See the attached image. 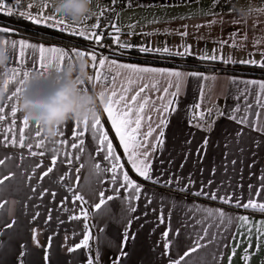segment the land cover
I'll list each match as a JSON object with an SVG mask.
<instances>
[{"label": "snow or ice", "instance_id": "snow-or-ice-1", "mask_svg": "<svg viewBox=\"0 0 264 264\" xmlns=\"http://www.w3.org/2000/svg\"><path fill=\"white\" fill-rule=\"evenodd\" d=\"M116 2L117 0H111L113 6ZM192 2L193 0H181V3L185 4ZM120 3H126L128 7L140 6V0H120ZM227 4L228 0H211L207 9H204L203 6L201 7L202 15L215 17L207 21V27L212 28L219 25L221 30L223 29L225 26L224 12L222 10L218 12L217 10L221 9L222 5L226 6ZM47 7L48 4L44 3L40 6L39 10L33 11L34 5L32 2L25 4V0H0V13L6 16L22 18L30 21L33 25H44L48 29L56 28L61 34L68 32L70 35L82 37L86 41H94L96 45L101 47H111L101 44L103 38L111 37L113 44L116 45V49L112 50L110 55H101L98 58L95 48L90 52H84L77 51L76 46L71 48V52L75 53L77 57L87 55L93 62L94 76L90 75L88 83L93 88H100L99 95L101 97L109 94V102L104 106V111L111 121V126L115 130L116 136L119 137V143L126 154L127 162L144 181L164 187H174V190L181 192L185 196L193 195L197 198L220 201L225 205L233 206L237 209L258 210L259 213L264 214V202L258 203L256 199L258 197L264 201V169H261L258 174L257 184L259 187L257 188V185L250 182L247 186V195L245 196L242 191H237V189L242 187L239 184L235 188L232 185H228L226 188L221 183L213 189L212 186L215 184V181L209 179L206 182L201 181L199 187L194 188L197 181L193 179L191 173L186 177H182L176 173H171L170 169L156 170L153 168V161L163 151L165 132L169 126L170 117L178 111L180 96L185 85L189 82L190 78L195 79L197 84L201 86L200 94L203 97L202 82L209 80V76L199 70H185L175 65L173 67L141 66L132 63H119L115 58L117 56H124L129 50L136 49L139 53L151 54L161 60L178 58V62L181 64H186L188 58H194L198 59L201 63L222 62L226 66L238 63L242 65H254L264 69V51H260L261 59L259 61L251 58L252 53H248V58L246 59L237 60L231 56H225L218 49H213L211 53L204 50L193 52L192 45L183 42L184 38L189 35L187 25L182 26L185 29L184 31L164 30L167 35L177 34L181 37L182 43L179 46L170 47L167 42H164L162 47L143 42L134 45L130 41L121 39V28L117 24L111 23V21H109V25L113 31L107 33L95 31V29L100 27L98 19L96 23L91 25L92 30L88 28H72L65 21L58 19L55 14H46L44 9ZM112 10L114 9H109V11ZM233 10L231 7L228 8L229 16H231ZM258 11L264 12V8L258 9ZM100 15L103 16L104 12L101 11ZM159 22L157 19L150 21V23ZM239 23L240 21L234 20L230 26L234 27ZM201 26L204 25L196 26L197 31ZM128 27L130 31L127 35L132 36L137 34L134 31V24ZM14 31L8 27H0V33L7 34ZM156 31L157 33L159 32V30ZM139 34L142 36L148 35L143 32ZM236 35H240V33L235 30L229 34L232 37V47L244 48L246 44L237 42L235 40ZM198 39H203V37H198ZM247 39V34H243V41L247 42ZM3 42L13 53L19 47L20 63L15 67H8L9 75L6 87L8 89L9 84H13L14 90H11L10 94L5 97L7 101L11 102L8 104V111H6L4 104H0V122H6L10 125L7 132H0V141H3V143H0V149L12 147L26 150L19 153L16 151L10 154L5 153L3 157H0V166H4V169H8L9 171V175H4L3 169H0V201H3L0 203V210L7 215L12 210L5 207L9 201L4 199L3 193L6 188L10 187V182L16 175V172L8 168L6 161L11 163L18 155L21 163L17 164L16 167L23 168L22 162L24 159L29 157L36 158L38 156L44 157L47 150L45 141L38 140L35 143L33 142L32 127H30V123L24 116H22V120L17 119V104L23 91V85L32 73H37L41 77L51 79L65 66V59L67 58L70 61L72 57L63 47H46L44 43L39 41L29 43L26 38L5 39ZM217 43L223 47L229 44V40L221 39ZM254 43L261 45L264 44V41L255 40ZM217 78L218 73L211 76V80L213 81ZM118 80L120 81L119 84ZM229 83L236 86L237 95L234 97L235 104L230 109H218L217 115L233 121L240 126L236 129L230 140H226L225 142V159L222 164L225 171L228 170L230 165L235 172L238 171L236 168L238 162L243 166L244 160L239 157L229 160L228 156L235 154L233 146L239 150L240 157L246 152V148L241 146L244 137L247 135L245 129L258 133V138L252 140L256 148L264 146V121L261 120L264 113L254 111L253 103L247 99L248 95L254 91L255 106L264 109V80H238L236 77H230ZM241 84L244 86L242 89L240 88ZM249 86L252 87L250 88ZM82 88L85 91H89V87L86 84ZM117 89L119 90L117 91ZM153 93H157L158 95L153 97ZM241 99L244 100L243 106L239 103ZM192 107L193 109H199L201 104L196 103ZM9 112L11 119L6 120ZM212 113L213 109L209 108V116ZM199 115L203 121L204 113L201 112ZM250 115L255 116L256 119H250ZM80 123L81 121H69L64 125L68 129V132L65 133L63 128L60 127L58 133L61 137V143H66L71 149H75L76 153L87 154L85 139L82 138L85 131H89L91 139L98 142V145L101 146L94 148L93 151L99 154L100 160L107 163L103 167L101 163L93 162L91 164L90 176L93 178L94 183L88 192L81 194V188H73L72 180L78 181L79 176L69 177L68 171H63L59 175H56L54 168L44 164L43 160L33 161L31 165L32 174L26 178L28 181H32L33 179L43 181L45 177H48L52 173L54 175L52 182L60 185L61 188L67 187V192L71 193V196L65 193V196L58 203L61 205V210L67 212L68 218L72 220L81 218L73 214L77 208L80 209L84 220H87L89 215L93 217L107 216L111 212L110 202L120 199L123 205V214L119 219L114 218V222L120 223L123 231L121 232V239L116 249L118 255L111 258L108 264H124L125 258L128 256L125 248L130 239L135 240V235L130 234L133 221L139 220L141 216L147 217L149 212L155 213L159 211V216L157 217L158 224L165 223L164 202L160 201L159 209L154 207V199L159 200L160 198H157L154 193L149 195L146 190L142 192L143 185L130 179L128 173L123 171L124 166L120 164V157L115 154L112 141L109 140L108 133L104 131L99 118L83 121V129L78 127ZM73 124L77 127L74 128ZM213 125L214 121L197 123L195 125L198 130H203L206 133L202 144L196 150L197 163H201L207 154L209 143L207 133L213 130ZM2 127L3 125L0 124V128ZM33 127L37 128L36 126ZM26 129L28 130L27 132L25 131ZM35 135L39 137V131H36ZM68 135H71L73 139L68 140ZM52 143H55V141ZM186 143H191V140L186 141ZM52 151L51 165L56 166L57 172L63 168L65 162L72 163L71 160L62 159L57 164V156L55 154L57 150L53 149ZM88 156L90 159V154ZM75 159L81 160V156L76 155ZM186 160L187 154L185 156ZM169 163L171 164L172 162L169 161ZM161 164H163V161H161ZM254 164L255 161H253L252 165H248L249 170H251ZM183 166L182 163L180 168L182 169ZM81 167H85V164L81 163L79 167L71 171L78 173ZM37 169L41 170L39 175H36ZM118 169L120 170L119 174L117 173ZM109 172L112 173L108 181L111 184L110 189L105 182V175ZM215 172L216 168L213 167L211 174L214 176ZM165 173H169L167 178H165ZM6 181L9 183L6 184ZM121 190L126 192L127 195L122 196ZM31 191L37 198H43L47 194L50 198L55 199L57 195L56 192L50 191L49 188L43 187V185L39 189L33 186ZM86 196L87 199L85 198ZM142 198L144 204L141 216H134L133 214L137 212V205L133 201H140ZM66 200L69 202L68 204L65 203ZM77 201L80 203L76 204L75 202ZM173 207H176V204H173ZM167 215L169 218L171 217V210ZM29 216L31 220L29 225L31 244L41 250L42 264H47L50 259V251L54 247V238L52 235H48L45 242L41 243L39 239L42 234L41 222L39 220L41 213L39 211L31 212ZM189 217L193 220L190 225L184 223L175 230L169 228L162 233L163 243L160 255L168 257V264H209L207 256L201 253V249H205L209 245L213 248L211 252L212 264H223L225 259L227 260V264H232L238 250L241 254V264H251L254 258L253 251L260 253L264 249V243H262L264 241V219L256 221L251 219L249 215H231L218 208H201L198 203H193L185 212L186 221ZM52 218L51 214H47V220H52ZM16 224L17 220L13 218L9 222L0 225V235L4 234L5 229L14 228ZM93 226L98 227L97 225ZM91 227L85 224V231L82 233L83 239L78 243L66 245V248L70 253L75 252L77 249L89 248V254L86 257L87 264H103L99 247H97L95 255L92 254V249L89 247V240L92 238ZM188 227L192 229L191 233H188L190 243L181 255L175 250L173 241L181 235L182 228L186 229ZM233 229H235V235L230 234ZM98 230L103 234L106 226L105 228H98ZM169 231H173L174 233L171 240H169ZM237 237H239L237 243H229V241L237 240ZM65 239H67V236H65ZM97 240H99V236ZM159 244L160 242H158ZM170 244L173 247V254L171 255L169 254ZM3 246L4 242L0 241V247ZM229 247L231 249L230 254H226L225 250ZM19 248L17 264H26L25 258L31 251L30 245L26 242L21 243ZM257 264H264V257H261Z\"/></svg>", "mask_w": 264, "mask_h": 264}, {"label": "crops", "instance_id": "crops-1", "mask_svg": "<svg viewBox=\"0 0 264 264\" xmlns=\"http://www.w3.org/2000/svg\"><path fill=\"white\" fill-rule=\"evenodd\" d=\"M28 2H32L34 5L33 11L39 10L40 6L44 3L48 4V7L44 10L47 11V14H54L53 8L51 6L50 0H25V4ZM177 3H181V1L176 0H166L162 2H146L140 4L139 6L128 7L124 6L120 9L115 18L119 13L128 14V12L133 11L135 9H140L142 5L146 6L145 9L152 7V5L156 6L161 4L160 7L167 6H178ZM211 0H193L192 3L185 4L182 3L187 9L191 7H202L207 9ZM98 2L94 1L92 7L96 13V9L98 6ZM183 7V6H182ZM231 7L234 10L231 13V16L228 15V8ZM264 8V0H228V4L222 5L221 9L217 11L224 12L225 18V26L221 30L219 25L215 27L209 28L206 26L207 21L214 19L215 17L206 16L201 14V10L196 12L195 14L187 13L185 16H181L183 18L184 25H187V31L189 35L184 38L183 42L192 45V51L196 52L198 50H204L208 53H211L213 49H218L225 56H231L234 59H246L248 58V53H252V59L259 61L261 59L260 51H264V44L256 45L254 43L255 40L264 41V12L258 11V9ZM151 9V8H149ZM246 10L249 13V18L244 20L238 14L237 10ZM191 12V11H190ZM95 18V15H92V18ZM238 20L239 24H236L234 27L230 26L232 21ZM113 21V22H114ZM90 22V21H89ZM166 22V26L170 27V30H175L174 26L177 24L174 21H168V19H161L160 21ZM160 22L156 25L158 27L155 28L154 25H150L151 23H147L145 27L146 31L143 33H147L148 35H132L129 36L127 33L124 36H121L122 40L130 41L134 45L141 44L142 42L145 44H152L153 46L162 47L164 42L170 47L179 46L182 43V39L177 34L167 35L165 34L162 27H159ZM96 23V19H92L90 24ZM154 24V23H153ZM204 25L199 27L197 31L196 25ZM183 25V26H184ZM44 26V25H43ZM181 28L178 31H184L185 29L182 25H179ZM3 27V26H0ZM75 28H81V24ZM174 28V29H173ZM194 28V30H193ZM156 30H159L157 33ZM193 30V31H192ZM235 31L239 32L240 35L235 36V40L240 43H245L246 46L244 48L240 47H232V37L229 36L230 33ZM113 30L111 29L110 32ZM141 33V32H139ZM247 34V42L243 41V34ZM0 37L4 40L11 39H21L25 37L15 36L13 34H4L0 33ZM198 37H203V39H198ZM29 43L42 42L46 47L57 46L63 47L66 51L69 52V55L72 57L71 60L77 58L75 53L71 52V44L66 42H46L40 41L36 39L26 38ZM221 39L229 40V44L227 46L221 47L217 42ZM112 42V39H111ZM113 43V42H112ZM91 47V45H90ZM97 47L98 46H92ZM116 48H111L115 50ZM82 51V50H80ZM10 54V63L8 67H15L20 63L19 57V47L13 53L11 50ZM110 55V54H106ZM14 57V58H13ZM100 57V56H99ZM98 57V58H99ZM86 59L89 64L91 63V59L89 56L82 57ZM119 63H132L141 66H153V67H173V66H165L158 65L150 62H140L136 61L132 58L131 55L125 54L124 56L115 57ZM69 62V60L65 59V64ZM98 67V65H97ZM180 68V67H178ZM185 69V68H181ZM185 70H193V69H185ZM200 71V70H199ZM205 75L209 76V80L203 81V97L200 94V85L197 84L195 79L190 78L189 82L185 85L184 90L180 96V103L178 105V111L175 112L170 117L169 126L165 132V143L163 146V151L161 154H158L156 159L153 161V168L156 170L159 169H170L171 173H176L182 177L188 176L189 173L192 174L194 180L197 181V184L194 188L199 187V183L201 181L206 182L209 179H213L215 184L212 186L215 189L216 185L223 183V185L227 188L228 185H232L233 188L237 184L241 185L240 189L237 191H242L244 195H247V186L251 182L257 185L258 174L261 169H264V146L260 148H256L252 143L254 138H258V133L254 131H247V135L244 137L242 145L246 148V152L242 157H240L239 150L233 146L234 155L228 156V159H236L241 158L244 160L243 166L238 164L236 168L238 171H233L232 167L229 165L228 170L225 171L222 166L224 162V153L225 142L226 140H230V138L234 135L236 129L240 127L235 122L230 121L224 117H220L217 115L218 109H230L234 106L235 100L234 97L237 95L236 86L231 85L229 83L230 77H236L238 80H264L263 77L250 75V74H241V73H228L225 71H201ZM218 73V78L213 81L211 80V76ZM92 75L94 76V69L92 71ZM118 80V84H119ZM2 86V83H0ZM243 84L240 85L242 89ZM250 88L252 86H249ZM13 89V84H9L7 91L4 94V97L0 99V104L5 105L6 111H8V104L10 101H7L5 97L10 94ZM119 89H117L118 91ZM91 91L99 92L100 88L91 86ZM109 97V94H106ZM153 97H156L158 94L153 93ZM162 95V94H161ZM249 101H251L254 105V111H260L264 113V109L255 106V98L254 91L250 93L247 97ZM199 103L201 107L199 109H193V105ZM241 106L244 104V100L241 99L239 101ZM18 108V104H17ZM212 108L213 113L211 116L208 114V109ZM100 115L99 119L101 121V125L104 128V131L108 133L109 140L112 141L113 149L115 150V154L120 157V164H122L123 171L127 172L129 178L134 180L136 183L143 185L142 192L146 190L149 195L155 194L159 200L154 199L153 206L157 209L160 208V201L164 202V213H165V223L158 224L157 217L159 216V211L152 213L149 212L147 217L141 216L143 211V198L140 201H133L137 205V212L134 213V216H141L139 220H134L130 234L135 235V240H131L128 242L125 251L128 252V256L125 258L124 264H168V257L161 256L162 252V233L171 228L175 230L178 227H181L182 224L188 223L189 225L193 222L192 218L189 217L187 221L185 220V212L193 203H198L201 208L211 207L218 208L226 211L231 215H249L251 219L259 221L264 219V214H261L257 211H253L251 209L244 210L243 208H235L233 206L225 205L220 201H211L206 198H197L193 195L185 196L181 192L174 190V187H164L162 185H156L149 181H144L142 177H140L131 167V165L127 162L126 154L123 151V147L119 143V137L116 136L115 130L111 126V121L108 119L107 113L104 111V107L99 109ZM204 113V120L202 121L200 118V113ZM195 113L196 121H192L191 117ZM153 115H155L153 113ZM23 113L18 110L17 119L22 120ZM250 119H256L255 116L250 115ZM11 119V115L6 117V120ZM261 120L264 121V115H262ZM91 121V119H90ZM214 121L213 130L210 133H207L209 136V143L207 147V154L204 156L201 163H197V148L200 147L202 141L206 135L205 131L198 130L195 125L197 123H205ZM68 123V122H67ZM145 123H147L145 121ZM3 125L0 128V132H7L10 125L6 122H0ZM65 125V124H64ZM61 126L65 133L68 132V129ZM34 125L30 123V127H32V139L33 142H37L38 140L45 141L47 146V150L44 157H36V158H26L23 160V168H17L16 165L21 163L19 160V156L14 159L13 162L6 161L8 164V168L12 171L16 172V175L12 178L10 182V187L4 190V199L9 201L6 208H11V213L5 215V213L0 210V225L9 222L11 219L15 218L17 220V224L12 229H5L4 234L0 235V241L4 242V246L0 247V264H17V255L19 253V246L21 243H28L30 245L31 251L29 255L26 256V264H42L41 250L34 247L31 244L30 240V231L29 225L31 223L29 213L39 211L41 216L39 218L41 222V232L39 239L41 243H44L48 235H52L54 238V247L50 251V259L47 264H87L86 257L89 254V248L77 249L75 252H68L66 245H72L73 243H78L83 239L82 233L85 231L84 225L88 224L91 227L92 238L89 240V247L92 249V254L95 255L97 247H99L102 262L103 264H108V261L116 257L118 255L117 245L121 239V232L123 231V227L120 223L114 222L115 219H119L122 216V202L120 199H116L110 202L109 206L111 208V212L107 216H98L93 217L89 215L87 220H84L83 216L80 213V209L77 208L74 215H78L81 218L78 220H72L68 218V213L61 210V205L58 203L67 193L68 196H71V193L67 192V187L61 188L60 185L53 183L54 175L52 173L49 174L48 177H45L43 181H38L37 179H33L32 181L27 180V176L31 175V165L33 161L43 160L44 164L50 165L54 168V173L59 175L63 171H68L69 177L79 176V180H72L73 188L79 187L82 189L81 194H85L88 192L89 188L93 186L94 180L90 176V166L93 162L101 163L102 167L106 166L107 162L100 160L99 154L93 151L94 148H99L101 146L98 145V142L93 141L91 139V134L89 131H85L84 138L85 145L87 149L86 153H76L75 149H71L66 143H61L60 134L57 132V135L54 138L46 139L41 135L36 137L35 133L38 131L37 128L33 127ZM73 127L77 126L73 124ZM78 127L80 129L84 128L83 123L81 122ZM28 131L27 129L25 130ZM68 140H72L73 137L68 135ZM28 139V137H26ZM191 140V143H186V141ZM55 141V143H52ZM3 143V141H0ZM231 146V145H230ZM53 149H56L57 156V164H59L60 160L66 159L71 160L72 163L69 164L67 162L64 163L63 168L60 169L59 172L56 170L55 165H51V157L53 154ZM16 151L17 153L23 152L26 150H20L18 148H2L0 149V157H3L5 153H12ZM190 153V154H189ZM255 153V155H253ZM88 154H90V159ZM187 154V160L185 161V156ZM80 155L81 160H76L75 156ZM163 161V164H161ZM169 161L172 163L170 164ZM253 161H255L254 166L249 170L248 165H252ZM81 163L85 164V167H81L78 173H74L71 171L72 169L79 167ZM183 163V168H180V165ZM216 168L215 175L211 174L212 168ZM0 169H3L4 175H9L8 169H4V166H0ZM27 169V171H25ZM201 169L203 170L201 172ZM119 169L117 173L119 174ZM41 172L40 169H37L36 175H39ZM169 173H165V178H167ZM112 173L109 172L105 175V182L107 183L108 188H111V184L108 183L110 180ZM243 177V179H242ZM87 178V183H86ZM122 180V177H121ZM8 184L9 182H5ZM49 188L50 191L56 192V198L52 199L47 194L43 198H37L33 195L31 188L35 186L37 189L40 186ZM231 190V189H229ZM122 191V196L127 195L126 192ZM110 194V193H106ZM87 199V196L85 197ZM257 202H264L260 200L258 197L256 198ZM186 201V203H185ZM3 201H0L2 203ZM246 202V201H245ZM66 204L69 202L66 200ZM79 204L80 202H75ZM173 204H176V207H173ZM83 207V205H81ZM171 210L172 215L169 218L168 212ZM47 214L52 215V220H47ZM46 221V223H44ZM93 225H97L93 226ZM106 230L103 234H101L98 228H105ZM199 227V226H198ZM155 229V231H153ZM191 227L182 228L181 235L176 237V240L173 241L175 244V250L178 251L179 254H183V251L190 243V239L188 237V233H191ZM173 231H169V240L173 237ZM231 235H235V229L230 233ZM227 235V234H226ZM67 236V239H65ZM99 236V240L97 237ZM239 237L235 241H229L230 244L237 243ZM158 242L160 244L158 245ZM264 243V241H262ZM230 247L225 250L226 254H230ZM213 248L209 245L205 249H201V253L207 256L209 264H212L211 252ZM169 254H173V247L170 244ZM253 259L251 264H257L258 260L261 257H264V249L261 250L260 253H255L253 251ZM175 258V257H174ZM223 264H227V260L223 261ZM232 264H241V254L240 251H237V255L234 257Z\"/></svg>", "mask_w": 264, "mask_h": 264}, {"label": "clouds", "instance_id": "clouds-1", "mask_svg": "<svg viewBox=\"0 0 264 264\" xmlns=\"http://www.w3.org/2000/svg\"><path fill=\"white\" fill-rule=\"evenodd\" d=\"M50 3L57 18L70 27L95 15L93 0H50ZM237 11L244 20L249 18L246 10ZM3 41L0 37V99L7 91L10 63V50ZM89 77V62L82 57L67 62L51 79L32 73L23 85L18 110L46 139L54 138L58 129L69 121L99 118V109L108 104L109 97L83 90L82 86Z\"/></svg>", "mask_w": 264, "mask_h": 264}, {"label": "trees", "instance_id": "trees-1", "mask_svg": "<svg viewBox=\"0 0 264 264\" xmlns=\"http://www.w3.org/2000/svg\"><path fill=\"white\" fill-rule=\"evenodd\" d=\"M143 4V3H140ZM1 17L5 19H0V26L4 24L3 27H8L9 29L15 30L14 32H10L9 34H13L19 37L31 38L40 41L46 42H70L71 38L65 36L66 32L61 34L58 29L56 28H45L43 25H33L30 21H26L24 19H19L15 16L9 17L0 13ZM96 30V29H95ZM73 44H76L73 41ZM88 44L89 48L96 45L94 41H89ZM84 44V43H82ZM102 45H108L111 47H107L109 50L111 48H116L111 42V37H105L101 41ZM91 45V47H90ZM98 52V51H97ZM127 54L131 55L136 61L140 62H150L155 63L158 65H165V66H173L185 69H193V70H200V71H225L228 73H241V74H250L264 78V69L254 66V65H242V64H235V65H224L222 62H204L201 63L198 59L188 58L186 64H181L178 62V58H170L168 60H161L157 57H154L151 54H142L139 53L136 49L129 50ZM192 121H196L195 113L191 117Z\"/></svg>", "mask_w": 264, "mask_h": 264}, {"label": "rangeland", "instance_id": "rangeland-1", "mask_svg": "<svg viewBox=\"0 0 264 264\" xmlns=\"http://www.w3.org/2000/svg\"><path fill=\"white\" fill-rule=\"evenodd\" d=\"M177 5L178 6H172V7H167V6L160 7L161 4L156 5V6L152 5V7H149L151 9L149 8L145 9L146 6L142 5L140 9L137 8L133 11L128 12V14H124L122 12L119 13L113 23L117 24L121 28V36H124L126 33H128L130 31V28L128 26L133 25V24L135 25L134 31L137 34H139V32H145L146 31L145 27L147 28L146 24L150 23V21H152L153 19H157L159 21H161V19L163 20L168 19L169 22L174 21L177 23L174 26V28L175 30H178L181 28L179 25L183 26L185 22L183 21V19H181L182 18L181 16H185L187 13H192V12L195 14L196 12L201 10V7H191L187 9L182 3H177ZM122 9L124 8H121V10ZM44 11L47 14V11L46 10ZM0 19H5V18L1 17V14H0ZM89 21L91 22V20L83 21L81 23V28H88L89 30H92L91 24ZM165 23L166 22H162V23L160 22L159 27H162L163 30L165 29L170 30V27L166 26L167 23L166 24ZM157 24L158 23H154V24L151 23L150 25H154L156 28L158 27L156 26ZM1 25L4 26V24H1ZM77 26H73L72 28H75ZM195 26H197V24ZM66 33L67 34H64V35L71 38V41L66 42V43L71 44V47L76 46L77 51L82 50L84 52H90L92 51L93 48H95L96 52L100 51L97 47L89 48L88 44H90V42L86 41L84 38L79 37V36L70 35L68 32ZM73 41H75L76 44H73L74 43ZM90 69H92V61L89 64V71Z\"/></svg>", "mask_w": 264, "mask_h": 264}, {"label": "built area", "instance_id": "built-area-1", "mask_svg": "<svg viewBox=\"0 0 264 264\" xmlns=\"http://www.w3.org/2000/svg\"><path fill=\"white\" fill-rule=\"evenodd\" d=\"M98 2V6L96 9V13H95V18L92 16H89L88 18H86V20H91L92 19H97L99 20L100 23V27L98 29H96L95 31L97 32H110L111 27L109 25V21H111V23H113L114 18L117 14V12L124 6H127V4H121L120 0H117L116 4L113 6L111 4V0H93ZM162 2V1H166V0H140V3H146V2ZM176 1H181V0H176ZM110 8H113L114 10L109 11ZM101 11L104 12V15L101 16L100 13ZM94 16V15H93ZM100 51L96 52L97 56H101V55H106V54H111V50H109L107 47H99L98 48ZM93 63V62H92ZM92 71H93V67L92 69H90V75H92ZM88 87H89V91H91V85L88 83V81L85 83Z\"/></svg>", "mask_w": 264, "mask_h": 264}]
</instances>
